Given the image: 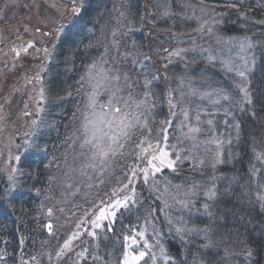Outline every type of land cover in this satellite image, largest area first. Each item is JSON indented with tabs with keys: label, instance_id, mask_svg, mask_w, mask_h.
Masks as SVG:
<instances>
[{
	"label": "rangeland",
	"instance_id": "rangeland-1",
	"mask_svg": "<svg viewBox=\"0 0 264 264\" xmlns=\"http://www.w3.org/2000/svg\"><path fill=\"white\" fill-rule=\"evenodd\" d=\"M216 1L205 0L202 7L198 6L201 7V15H196L199 18L195 21L199 22L196 29L204 20H208L205 28H210L211 31H195L192 35L172 37L166 33V28L170 27L167 18L170 15L169 8L164 7V0H113L112 14H106L104 18V28L108 31L107 43L102 44L100 41L101 52L96 57H91L87 65L99 60L107 47L104 59L108 63L103 64V68H119L122 73L127 74L130 82H137L132 88L137 100L143 98L145 88L142 85L145 77L152 80L148 89L152 95L148 100L149 103H155V108L150 114L149 127L154 129L153 137L162 127H167L166 150L169 151L170 158L175 159L177 152L183 158L176 163L175 170L165 168L156 175V188L159 191H156L151 181L147 185L142 181L137 182L138 202L128 210L117 213L111 231L107 227L108 221L101 222L103 226L99 229H93L90 224L85 223L79 229L81 236L74 243L72 251L57 259L55 252L59 250L63 240L77 230V223L94 218L91 212L96 210L92 209V204L106 199L105 192L110 191L117 179L122 177L125 165L134 162L131 153L135 142L140 138L137 133L134 140L126 144L124 155L112 158L103 174L89 170L87 175H81L80 154L84 150L80 147L79 137L83 132L82 114L87 112V93L90 91L87 82H82L83 86L81 85L77 94L79 96L73 101L71 117L62 130L57 131L60 133L58 146L49 157L46 155L44 192H36L38 217L43 220V230L49 235L34 254L38 264H121L126 243L124 237H131L134 232L141 231L150 245H155L159 240L168 255L172 254L180 259L191 257L189 263L211 249L212 243L202 236L204 231L190 220L199 214H206L208 208L205 209L204 205H208L217 196L218 184L225 180L224 175H216L215 169L221 163H216V160L219 158L222 161L224 145L227 148L230 144L228 148L234 150L232 146L241 120L238 112H243L247 104L239 103L243 93L239 88L234 90V82L250 89V71L246 72V79L240 77L238 71L245 70V59L248 61V68H251L250 64L255 63V46L259 45L247 36H222ZM87 2L88 0H83L84 8ZM80 3L81 0H77V4ZM70 8V0H0V196L6 199L26 187L24 177L28 175L29 169L25 172L22 168V164L26 163V154L38 150L35 137L39 135V131L52 129V124L46 123L44 118L48 107V70L56 58L62 39H57V28L73 19L67 11ZM185 20L191 27L189 17L181 21ZM113 32L116 33L115 37ZM114 40L118 43L114 44ZM29 42L34 43L35 47L24 52L23 49L28 47ZM241 42H250L253 47L244 51L240 48ZM44 48L51 55L45 53ZM164 49L168 51L165 52ZM176 49L187 51L180 56H169ZM17 51L20 52L19 56L16 55ZM84 75L85 73L82 76ZM37 76L41 80H37ZM153 76L158 78L153 80ZM119 86L126 88L123 77ZM42 87L45 89V101L43 105H38ZM170 91L173 102H180L176 108H170L168 103ZM218 93L228 95L230 99L223 100ZM124 95L126 98L127 93ZM99 99L103 103L108 96L102 93ZM41 106L44 110L38 111ZM181 109L188 111L187 120ZM172 111L176 113L175 116L170 115ZM26 112L31 115H25ZM197 114L199 121L196 120ZM33 120L38 122L39 127L33 125ZM168 120L171 121L170 125L161 124ZM190 127H196L199 131L189 132ZM33 132L35 135H26ZM171 145L176 147L172 148ZM231 150L228 154L233 157ZM17 155L21 157L20 161L14 159ZM232 162L231 158L229 163ZM13 167L19 169L15 176V186L8 180ZM181 174H186V180L179 179L176 182L178 180L174 176ZM49 177L52 179L49 180ZM69 184L72 185L71 188L68 187ZM225 185L221 186L222 191L233 187L231 182H226ZM210 190L215 192L214 196L206 195ZM181 200L189 203V207H183L179 203ZM165 204L170 207H165ZM49 208L53 209L52 216L48 215ZM161 208H164L163 212L159 210ZM86 211L89 212L87 217ZM153 216L156 217L155 220L152 219ZM169 219L172 221L171 225L168 223ZM49 222L53 225L54 236L46 227ZM114 227L122 231V236L115 233ZM178 227L193 231L181 239L180 234L175 231ZM88 231H96L97 236L93 238L87 235ZM157 232L162 233V237H158ZM193 239H199L201 247L192 246L189 240ZM137 240L138 243L132 249L139 251L143 248L144 240L139 237ZM127 243L130 244L131 241ZM83 249H87V252L84 257H79L77 253ZM149 251L159 256L158 247H152ZM223 251L227 258L254 264V260L243 253L245 251L236 252L230 247L223 248ZM49 254L52 255V260L48 259ZM158 264H162V261Z\"/></svg>",
	"mask_w": 264,
	"mask_h": 264
},
{
	"label": "trees",
	"instance_id": "trees-1",
	"mask_svg": "<svg viewBox=\"0 0 264 264\" xmlns=\"http://www.w3.org/2000/svg\"><path fill=\"white\" fill-rule=\"evenodd\" d=\"M164 1L170 15L167 17L170 27L166 28V33L172 37L196 33L199 23L195 22L196 15H201L199 10L205 0ZM215 4H218L215 7L219 12L222 36H247L259 44L255 46V63L250 64L248 74L252 103L246 104L243 112H238L241 120L232 146L234 150L228 148L230 144L227 148L223 146L222 162L215 172L216 175H224L225 180L218 184L217 196L208 203L206 214L190 220L204 231L202 236L212 243L211 249L191 263V257L180 259L172 254L171 257L175 260L173 264H247L244 260L225 257L223 248L230 247L236 252L250 249L254 264H264V0H217ZM112 8L113 0H88L82 14L80 33L71 39L62 37L58 45L56 58L48 70V107L44 113L46 123H51L56 132L41 130L36 135L39 148L28 152L24 159L26 163L22 164L25 172L29 169L24 177L26 187L14 192L11 198L0 196V264H20L23 258L30 261L39 245L49 237L43 230V220L38 217L36 192H44L47 156L58 146L60 133L57 131L62 130L73 113V101L79 96L85 66L91 57L101 52L100 41L107 43L104 18L106 14H112ZM188 17L191 27L186 20L181 21ZM89 28H94V31L89 32ZM237 86L234 82V90L238 89ZM230 150L233 157L228 154ZM257 154H261V159H257ZM231 158L233 162L229 163ZM174 177L178 180L176 182L187 178L186 174ZM226 182H231L233 187L222 191L221 186ZM121 225L123 228V223ZM115 233L122 236V231L117 228ZM189 242L194 247H201L199 239Z\"/></svg>",
	"mask_w": 264,
	"mask_h": 264
},
{
	"label": "snow or ice",
	"instance_id": "snow-or-ice-1",
	"mask_svg": "<svg viewBox=\"0 0 264 264\" xmlns=\"http://www.w3.org/2000/svg\"><path fill=\"white\" fill-rule=\"evenodd\" d=\"M71 8L67 11L73 17L67 24H61L57 28V39L60 37H65L66 39H71L78 35L83 27L81 24L82 14L84 11L83 0L78 5L77 0H70ZM235 7V5H232ZM203 11V10H202ZM123 15V13H121ZM167 15V13H165ZM199 19V18H197ZM215 23V21H212ZM209 23L208 20H204L200 24L197 31H211L210 28H205V25ZM39 31V29H37ZM89 32H93L94 28L87 29ZM45 35H51V33H45ZM112 35L115 37L116 33L113 32ZM114 44L118 41H113ZM35 47V44L29 42L28 47L24 48L23 51L27 52L28 48ZM88 47V46H86ZM253 45L250 42H241L240 48L244 51H249ZM39 51V50H38ZM45 53H49L47 48H44ZM107 47H105V52L101 54L99 60H94L91 64L85 66V75L81 77V82L86 81L90 87V91L87 93V105L86 114H82L83 122L82 129L83 132L80 139V147L84 151L81 152L82 163L80 165L81 175H87L89 170L99 171L100 174H103L109 167V161L117 155L123 156L125 146L128 142H132L134 138L139 133L140 138L135 142L134 149L132 151V156L134 157V162L132 164H126L124 171L122 172V177L117 179L116 184L111 188L110 191L105 192L104 196L106 199H101L99 203H93L92 209L96 211L91 212V216L94 218L87 221H80L76 224V231H73L66 239L63 240L62 245L59 246V250L55 252V257L61 259L65 256L66 253L72 251L74 243L80 238L81 232L79 229L83 227L85 223L91 225L93 229H99L103 225L101 222L108 221V230H112V225L115 223V218L117 213L121 210H128L131 205H134L138 202V196L136 193V184L137 182L142 181L143 184H149L150 181L152 186L156 188L155 177L158 173H161L165 168L175 170V165L183 157L177 152L175 153V159L170 158L169 151L166 150L167 141H168V128L162 127L158 132H156L153 137L154 129L149 127L150 123V114L151 111L155 108V103H149L148 98L152 95L149 89V85L152 83V80L145 77L143 81V87L145 91L143 93V98L137 100L134 98L132 93V88L136 85L137 82H130V78L127 74L122 73L119 68H103V64L108 63L104 59V56L107 55ZM165 52L168 49H164ZM187 49H176L169 53V56H180L182 52H186ZM16 55L19 56L20 52L17 51ZM131 55V53H128ZM147 59V58H146ZM171 62V61H169ZM167 67V65H165ZM244 71H238V75L246 79V72L250 69L248 68L247 59L244 60ZM231 70V69H230ZM123 77V80L126 84L125 87H120V81ZM157 76H153L152 79H157ZM37 80H41L39 76L36 77ZM31 82V80L29 81ZM83 86V85H82ZM239 91L243 93V97L239 101L241 105L244 103L251 104V94L246 85H238ZM127 93L126 98L124 93ZM103 94L108 96L107 101L101 103L99 97ZM71 95V93H69ZM183 96V94H181ZM207 95V93H205ZM220 98L223 100H229L228 95L218 93ZM169 105L170 108H176L179 106L180 102H173L172 92H169ZM45 101V89L42 87L39 92V99L37 101L38 105H43ZM27 107V105H25ZM43 107H39L38 111H43ZM185 120L188 119V111L181 109ZM25 115H31V113H25ZM171 116H175L174 111L170 112ZM255 115V113H253ZM196 120L199 121V115L197 114ZM33 125L39 127V124L36 120H33ZM211 123V121H209ZM162 125H170L171 121H162ZM183 124V122H182ZM199 129L196 127H190L189 132H198ZM145 133H147L145 135ZM26 135H35V132ZM29 147L31 144L26 141ZM172 148H175L176 145H171ZM16 161H20L21 157L17 155L14 158ZM257 159H261V154H257ZM222 162L217 158L216 163ZM203 163V161H201ZM215 167V164H213ZM70 171H75V169H70ZM19 172L18 168L13 167L12 174L8 176V180L15 186V176ZM67 175V173H66ZM52 177H49L51 180ZM69 188L72 187L71 184L68 185ZM91 187V185H89ZM195 186H193L194 188ZM79 189H77L78 191ZM39 191V190H37ZM156 191H159L156 188ZM167 191V189H165ZM195 194V193H193ZM206 195L214 196V191H209ZM179 203L183 207H189V203L181 200ZM165 207H170L165 204ZM204 208L207 209L208 205L205 204ZM161 212L164 211V208L159 209ZM152 211H155L153 209ZM53 209H48V215L52 216ZM210 214V213H209ZM151 215V212L149 213ZM167 215V214H166ZM85 216H89V212H85ZM153 220L156 219L155 216L152 217ZM179 222V221H178ZM168 223L171 225V219L168 220ZM48 231L53 236V225L49 222L46 225ZM155 230V229H154ZM175 231L180 234L181 239L188 232L193 231L186 227H178ZM87 235L95 238L97 236L96 231H88ZM144 232H138L130 236H125V251L123 253V259L121 264H141V261L144 264H158L162 261V264H173V257L168 255L164 245L157 240L155 245H150L146 239H144ZM158 237H162V233L157 232ZM137 237L141 240H144L143 248L139 251L133 250L132 246L138 243ZM131 243H127L128 241ZM23 243V242H21ZM207 247V245H205ZM152 247L159 248V256L156 253L149 251ZM87 252V249H83L77 255L79 257H84ZM247 257L252 256V250L245 249L244 253ZM148 259H145V258ZM52 255H48V259L52 260ZM98 258V257H94ZM21 264H38L36 257L32 256L30 261L21 260ZM183 264V262H181Z\"/></svg>",
	"mask_w": 264,
	"mask_h": 264
}]
</instances>
